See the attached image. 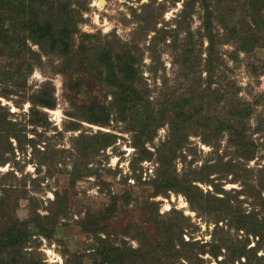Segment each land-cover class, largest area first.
I'll use <instances>...</instances> for the list:
<instances>
[{"label":"rangeland","instance_id":"374dc122","mask_svg":"<svg viewBox=\"0 0 264 264\" xmlns=\"http://www.w3.org/2000/svg\"><path fill=\"white\" fill-rule=\"evenodd\" d=\"M183 1L187 0H81L85 2V8L72 1L67 9L75 13L74 19L79 29L75 35L76 43L81 40L80 33L92 35L87 42V59L93 56L94 47L99 45L118 52L124 43L134 42L137 46L134 49L137 70L135 84L154 90L150 94L156 97L157 91L161 87L165 88L164 85L168 87L167 93L177 92L193 77L190 78L185 70H181L182 58L169 45L178 33L176 19ZM224 1L214 7V29L226 36L234 27V30L254 33L256 28L250 23L246 1L233 0L235 2L231 11L225 9ZM137 14L150 16L151 27L155 26L151 29L158 30L154 41V31L145 33L139 29L142 19L138 20ZM202 16L201 6L196 4L182 21L181 27L188 29L190 45L195 54H200L196 60L199 64L195 76L199 74L205 79L206 73L200 65L204 62L207 46L200 27ZM259 27L260 42L250 51H237L240 42L236 40L217 45V52L225 60L224 69L220 67L219 71H225V75L232 79V84L240 88V99L250 107L247 134L257 147L254 158L244 165L253 169V173L251 170L238 172L242 175L240 180H231L233 174L215 173L210 175L213 182L194 184L203 194L207 191L214 194V189L221 188L225 192L216 194L230 198L231 206H239L246 212L252 209L258 219L264 220V171L257 182L251 180L256 175V169L264 164L263 138H259L261 133H254L256 123L264 120V27L262 24ZM183 35L179 33L177 37ZM31 47L39 51L37 46ZM16 54L11 58L0 56V105H4L3 111L7 118L17 129H21L25 139L19 147L11 138L13 150L4 154L8 161L0 166V180L25 187L32 197L31 204L37 214L58 213L56 230L51 239L41 233L44 222L31 224L33 235L25 248L32 252L28 256L30 259L39 264H66V261L78 264L76 257H79V264H99V258L91 248L95 246L96 237L82 229L79 223L83 220L88 223L98 220L99 231L113 245L135 249L142 242L145 248L155 247L165 236V232L161 231V222L166 220L173 208L184 216L179 220L183 228L181 238L189 241L192 248L189 259L177 256L173 261L171 259L172 264H243V257L230 260L231 249L250 254L249 249L257 237L230 227L225 220L216 223L215 211L207 213L195 210L193 207L198 208L199 203L192 207L181 193L168 191L165 195L154 194L151 182L158 166L156 148L165 138L166 125L158 128L151 140L136 147L132 120L117 119L115 112H111L109 124L99 125L85 120L84 113L88 106L106 105L112 98L108 81L101 76L98 78L97 71L79 66L78 70L63 73L60 69L61 58L56 54H42L39 62L27 56L21 47ZM78 59L80 57L74 59L72 67ZM29 62L33 65L32 70H28ZM45 83H50L53 88L55 107L44 110L46 117L40 115L42 125H34L29 121L30 104L26 99ZM212 88H215L214 84ZM1 93H6L8 98ZM106 137L111 138L110 144H105L108 141H104ZM29 138L36 143L35 148H32ZM77 147L86 149V153L79 155ZM43 155L47 157L46 162L41 161ZM231 156L234 153L227 147L225 136L206 143L199 136L190 134L184 147L173 159L171 172L180 176L183 171L198 169L204 163L219 164L220 157L221 164H224ZM5 172H13L15 177L9 175L2 178L1 174ZM73 174L80 177L74 179ZM244 179L248 182L243 184ZM55 192L61 198L59 206ZM28 203L26 198L18 201L16 213L20 219L31 216ZM154 208L157 211L151 214ZM105 214L107 216L99 220ZM88 227L91 225L88 224ZM183 247L181 242L174 241L171 247L173 255L179 254ZM256 254L260 258L252 257L249 264H264V244ZM166 259L163 257L160 264ZM131 264L155 262L144 257L141 260L135 258Z\"/></svg>","mask_w":264,"mask_h":264},{"label":"trees","instance_id":"16d2710c","mask_svg":"<svg viewBox=\"0 0 264 264\" xmlns=\"http://www.w3.org/2000/svg\"><path fill=\"white\" fill-rule=\"evenodd\" d=\"M72 1L85 8V2L82 3L81 0H0V56L7 58L17 56L16 53L21 47L27 56L38 62L41 61L42 54L58 55L61 58L60 69L63 73H69L73 69L78 70L79 66L97 71L98 78L101 76L108 81L112 98L106 105L88 106L87 112L84 113L85 120L99 125L109 124L111 112H115L117 119L128 122L132 120L133 141L136 147L145 143L146 140H151L154 136L153 133L166 125L165 138L156 148L158 166L156 175L151 182L154 194L165 195L168 191H174L185 195L192 207L199 203L198 208L193 207L195 210L200 209L207 213L215 211L216 223L225 220L230 227L243 230L247 235L257 237L253 247L249 249L250 254L240 249H231L230 260L243 257V264H249L252 262V257L259 259L256 251L264 244V220L258 219L256 212L252 209L246 212L241 210L239 206H231L230 198L216 194L225 192L221 188L214 189V194L209 191L203 194L194 182L211 183L213 180L210 175L215 173L233 174L234 179L231 176V180H240L242 175L238 172L251 170L244 165L254 158L257 147L252 137L247 134L250 107L247 102L240 99L238 95L240 88L232 84V79L225 75V71H221L224 69L222 66L225 65V60L222 54L217 52V45L236 40L240 42V46L236 47L237 51L246 52L259 44V25L262 24L264 27V0H245L248 14L251 16L250 23L256 28L254 33L234 30V27L227 36L226 34L220 35L212 24L215 16L214 7L224 0L183 1L176 19L178 29L176 32L178 33L174 35L169 45H172L174 52L182 58L181 70H185L190 78L193 77L188 82L186 80L187 85L177 92L167 93L168 87L164 85L165 88L161 87L157 91L156 97H152L150 94L154 90L147 86L142 88L136 85L137 83L135 84L137 70L134 49H137V46L134 42L124 43L118 52L108 46L99 45L94 47L93 56L87 59L86 52L89 51L87 50V42L90 41L88 39L92 35L80 33L79 39L81 40L76 43L75 35L78 34L79 29L77 28V21L74 19L75 13L72 9H67V5ZM234 2L233 0L224 1L225 9L231 11ZM196 4L201 6L203 11L200 27L203 38L207 41L205 56L203 57L204 62L200 63L206 73L205 79H202L199 74L195 76L197 74L195 69L199 64L196 60L197 56L199 59L200 54H195L194 48L190 45L191 35L188 29L185 30L181 27L182 21L184 22ZM160 8L163 9L164 7ZM144 11L146 13V10ZM141 14H137L138 20L139 18L142 19L139 29L145 33L154 31L152 36L154 41L158 30L151 29L155 26L151 27L150 16H142ZM225 27L227 28V26ZM179 33H184V35L178 38ZM32 45L37 46L39 51L33 49ZM148 48H152V46H148ZM76 57H80L81 60L78 59L72 67ZM220 67L221 70L219 71ZM32 68L33 65L29 62L28 70H32ZM49 84H43L39 90L30 93L26 99L30 104L28 114L31 124L42 125L40 121L43 119L40 115L46 117L44 110L55 107L53 88ZM213 84L215 88H212ZM1 94L8 98L6 93ZM16 104L19 103L16 102ZM3 106L0 105V166L8 161L4 154L11 152V149L13 150L11 138L19 147L25 139L21 129H17L7 118ZM35 117L37 118L35 119ZM254 133H261L259 138H263L261 144L264 148V120L256 123ZM190 134L199 136L206 143H211V140L217 141L225 136L227 147L234 153V156H231L224 164H221L220 157L219 164L204 163L198 169L183 171L180 176L174 175V172H171L173 159L184 147ZM28 141L32 148H35L36 143L30 138ZM104 141H107L105 144H110L111 138L107 139L106 137ZM77 149H79V155L86 153V149L82 147H77ZM41 161L46 162L47 157L43 155ZM262 171H264V164L256 169V175L255 177L252 176L251 180L257 182V179L262 177ZM250 172L253 173V169ZM9 175L15 177L13 172H5L1 174V177L4 178ZM77 177L79 178L80 175H72L74 179ZM244 182H248L247 179L243 180V184ZM55 194L59 206L61 198L57 192ZM21 198H26L29 201L28 211L31 216L26 219H20L16 213L18 201ZM31 198L25 187L12 184L8 180H0V264H39L28 257L32 252L25 249L33 235L30 231L32 223L44 222L41 233L47 239H51L52 234L55 233L58 213L37 214L35 207H32ZM56 200H53V203H56ZM107 210L112 212L110 208ZM156 211L157 208L152 209L151 214ZM168 213L166 220L161 222V231L165 232V236L155 247L147 246L145 248L142 242L135 249L113 245L107 236L99 231L98 220H91L90 223L83 220L79 225L82 229L84 228L95 235V246L91 248L99 258V264H131L135 258L141 260L144 257L154 261L155 264H160L163 257L167 259L162 261V264L170 263L171 259L173 261V258L177 256L178 258L189 259L192 244H188L189 241H184L181 238L183 228L179 222L184 216L173 208ZM105 216L107 214L99 220ZM88 224L91 227H88ZM174 241H179L184 246L177 255H173L171 251ZM214 255L216 256L217 253ZM76 260L79 264V257H76ZM66 264L70 263L66 261Z\"/></svg>","mask_w":264,"mask_h":264}]
</instances>
